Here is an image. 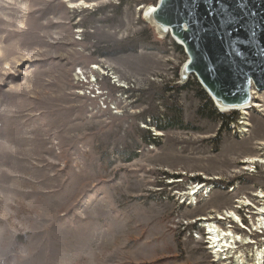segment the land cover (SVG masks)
I'll use <instances>...</instances> for the list:
<instances>
[{"label":"rangeland","instance_id":"obj_1","mask_svg":"<svg viewBox=\"0 0 264 264\" xmlns=\"http://www.w3.org/2000/svg\"><path fill=\"white\" fill-rule=\"evenodd\" d=\"M156 2L0 0V264H220L203 216L253 242L249 263L264 249V164L243 163L264 156V98L222 112L181 80Z\"/></svg>","mask_w":264,"mask_h":264},{"label":"water","instance_id":"obj_2","mask_svg":"<svg viewBox=\"0 0 264 264\" xmlns=\"http://www.w3.org/2000/svg\"><path fill=\"white\" fill-rule=\"evenodd\" d=\"M146 16L188 57L181 80L194 76L216 109L264 91V0H157Z\"/></svg>","mask_w":264,"mask_h":264},{"label":"bare ground","instance_id":"obj_3","mask_svg":"<svg viewBox=\"0 0 264 264\" xmlns=\"http://www.w3.org/2000/svg\"><path fill=\"white\" fill-rule=\"evenodd\" d=\"M69 3L71 5V7H75L76 5H80L83 8H89V5L84 1H80L77 4H73L72 2H69ZM155 5L154 6L151 5V6L146 7L143 14L147 15L148 12L153 7H155ZM146 15L144 17V20L147 19L146 21H148V24L152 25V27L155 29L156 33L160 37L170 36L169 32H168V34H166V28H161L160 26L156 25L155 23L150 21L148 18H146L147 17ZM172 39L174 42L176 41L174 38H172ZM179 47H181V46H179ZM187 58H186V60H187ZM93 68L96 69L97 66H95ZM182 76L184 79L186 78V74H183ZM187 77H189V75ZM262 92L264 93V91H258V90H256L255 87L252 86L250 88L251 99L249 100V102H247L243 105H237V106H233V107L222 106V105L218 104V110L224 112V111L237 110L238 109L243 114H246V110L249 107H255V108H257L258 111H261L263 105L261 104L260 99L263 100V98H264ZM257 143H255V144H257ZM258 144H261L264 146V142H259ZM260 156L261 155L256 156V157H245L243 160V163L253 164V163L259 162L260 164H264V156L263 157H260ZM209 190L210 189L208 187H206L205 184H199L198 183L197 185H192L191 187L188 188V191L186 192L187 200L189 201L188 203H191V204L196 203V195H198V194L200 195L202 193V195L205 194V196H206L209 193ZM255 196L260 197V198H264V193L260 190L258 193L255 194ZM243 206H250L249 201L245 197H241L238 200V205L236 206V208L243 207ZM256 213H258V217L256 220V226L255 227L256 228H264V216H263L264 215V205H262L261 207L256 209ZM227 217L229 219H231L233 222L236 221L238 227L244 229V227H242V225H241V218L235 213V211H229V212L226 211V212L217 214V220L218 221H221L223 219L226 220ZM202 218L203 219L205 218L204 220L207 219V221H208V222H206V221L203 222L205 233H206V235H208L207 239H208L209 244H210L208 248H210L211 252L214 253L215 260L217 259L216 257H218V261L220 262V264H226V262L222 261V260L227 259L229 257L233 258L232 264H263L264 263V249H260L257 246L251 248L252 252H253L252 262L249 263L246 260V257L243 256V254L239 248L241 245L250 244L253 242L251 240H249V238H247V237L244 238L239 233L234 232V230L232 229L233 228L232 225L224 224V226H221L218 224L219 222H215V221L209 222L208 217L206 218L203 216ZM239 244H240V246H239Z\"/></svg>","mask_w":264,"mask_h":264},{"label":"trees","instance_id":"obj_4","mask_svg":"<svg viewBox=\"0 0 264 264\" xmlns=\"http://www.w3.org/2000/svg\"><path fill=\"white\" fill-rule=\"evenodd\" d=\"M183 87H184V86H182V87H180V88H183ZM157 128H160V127H157ZM151 141H152V142H155V139L152 138Z\"/></svg>","mask_w":264,"mask_h":264},{"label":"snow or ice","instance_id":"obj_5","mask_svg":"<svg viewBox=\"0 0 264 264\" xmlns=\"http://www.w3.org/2000/svg\"><path fill=\"white\" fill-rule=\"evenodd\" d=\"M239 238V237H238Z\"/></svg>","mask_w":264,"mask_h":264}]
</instances>
